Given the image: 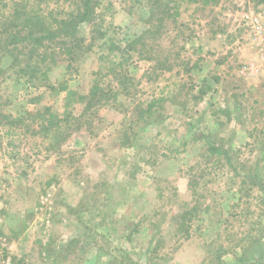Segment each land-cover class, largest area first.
I'll return each instance as SVG.
<instances>
[{
	"label": "rangeland",
	"instance_id": "1",
	"mask_svg": "<svg viewBox=\"0 0 264 264\" xmlns=\"http://www.w3.org/2000/svg\"><path fill=\"white\" fill-rule=\"evenodd\" d=\"M207 1L162 0L174 22L163 21L153 56L171 69L132 55L125 90L105 75L99 38L34 85L3 58L2 114L50 107L80 125L46 151L1 121L0 264H264V0ZM148 2L104 0L95 24L124 46L148 27ZM97 80L108 102L79 118L62 88L84 95ZM153 97L157 113L137 119Z\"/></svg>",
	"mask_w": 264,
	"mask_h": 264
},
{
	"label": "trees",
	"instance_id": "2",
	"mask_svg": "<svg viewBox=\"0 0 264 264\" xmlns=\"http://www.w3.org/2000/svg\"><path fill=\"white\" fill-rule=\"evenodd\" d=\"M103 1L0 0V86L1 74L3 75L6 71H3L1 66L5 57H10L12 60L10 70L15 69L27 84L34 85V79H45L47 72L53 66L66 63V69H70L73 62L93 51L94 41L98 38L102 39L98 59L108 63L105 75L110 74L116 80L120 90H125L124 83L128 81L121 68L133 57L132 55H136L141 60L156 61L152 66L153 70L156 68L170 70L171 66L166 64L167 59L160 60L153 56L158 37L161 32L165 33L163 21L166 20L165 18H172L174 22V15L170 14L169 2L163 4L162 0H149L152 12L147 22L148 27L134 38L126 40L124 46H121V42L105 37L104 27L95 24L96 11L102 6ZM189 1L196 4H208L207 0ZM109 7L110 5L107 4L105 9ZM156 14L157 23L153 24ZM88 24H91L92 29L88 31L87 40L81 29ZM100 71L101 65L99 74ZM100 80L95 81L90 91L84 95L67 91V88L63 86L62 91L67 92V97L74 98L72 101L82 107L79 118L91 117L94 113L93 108L108 102L107 93L100 85ZM159 101L160 98L153 97L139 110L137 119L143 121L150 119L157 113L156 106ZM2 120L7 121L2 124L7 126L5 135H14L16 126H21L25 133L30 132L31 135L40 136L41 143L47 144L46 151L54 149L59 151L61 144L69 137L71 121H75L74 124L77 127L80 125V120L70 112L61 115L53 113L50 107L27 111L24 116L17 118L0 112V124ZM209 152L216 156L222 155L226 160L229 159L228 154L221 147L211 146Z\"/></svg>",
	"mask_w": 264,
	"mask_h": 264
},
{
	"label": "built area",
	"instance_id": "3",
	"mask_svg": "<svg viewBox=\"0 0 264 264\" xmlns=\"http://www.w3.org/2000/svg\"><path fill=\"white\" fill-rule=\"evenodd\" d=\"M249 20H250V26H251L252 33L255 34L256 36L261 35L263 31V27H262L260 16L258 14L251 15L249 17Z\"/></svg>",
	"mask_w": 264,
	"mask_h": 264
}]
</instances>
